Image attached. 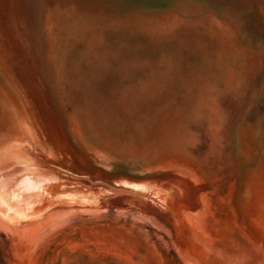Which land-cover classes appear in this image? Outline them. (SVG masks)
<instances>
[{
    "label": "rangeland",
    "instance_id": "obj_1",
    "mask_svg": "<svg viewBox=\"0 0 264 264\" xmlns=\"http://www.w3.org/2000/svg\"><path fill=\"white\" fill-rule=\"evenodd\" d=\"M0 264H264V0H0Z\"/></svg>",
    "mask_w": 264,
    "mask_h": 264
},
{
    "label": "water",
    "instance_id": "obj_2",
    "mask_svg": "<svg viewBox=\"0 0 264 264\" xmlns=\"http://www.w3.org/2000/svg\"><path fill=\"white\" fill-rule=\"evenodd\" d=\"M14 140H15V139H14ZM16 141H17V140H16ZM18 142H20V141H18ZM21 144H22V143L20 142L19 146H21ZM19 146H18V147H19ZM16 148H17V147H16ZM12 177H13V176H12ZM14 177H15V176H14ZM16 177H17V176H16ZM17 182H18V181H17ZM8 186H9V185H8ZM8 186L6 185V192L9 193V194L14 193L15 190H14L13 192H9V190H8ZM9 187H10V186H9ZM14 187H15V186H13V188H14ZM14 189H15V188H14Z\"/></svg>",
    "mask_w": 264,
    "mask_h": 264
},
{
    "label": "bare ground",
    "instance_id": "obj_3",
    "mask_svg": "<svg viewBox=\"0 0 264 264\" xmlns=\"http://www.w3.org/2000/svg\"><path fill=\"white\" fill-rule=\"evenodd\" d=\"M12 216V215H11Z\"/></svg>",
    "mask_w": 264,
    "mask_h": 264
}]
</instances>
